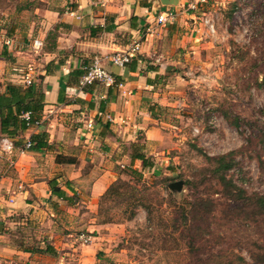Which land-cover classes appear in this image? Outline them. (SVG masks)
Listing matches in <instances>:
<instances>
[{"label":"crops","instance_id":"obj_1","mask_svg":"<svg viewBox=\"0 0 264 264\" xmlns=\"http://www.w3.org/2000/svg\"><path fill=\"white\" fill-rule=\"evenodd\" d=\"M192 1L162 6L159 0H63L64 9L35 7L38 20L32 30L18 38L6 36L12 46L0 42V93L8 84L28 87L14 71L28 64L35 69L33 85L43 92L39 124L15 139L7 137L12 152L0 149V264H66L67 253L58 252L52 234L35 235L37 221H67L70 214L77 219L88 212L96 217L109 186L127 177L123 170L135 169L143 180L160 171L158 163L166 160L164 148L171 142L162 115L175 107L177 92L170 88L175 66L185 49L199 47L210 14L200 8L215 0L190 10ZM164 11L173 12L174 19L159 24ZM34 39L43 43L39 54L31 52ZM134 42L140 43V53L129 63L118 67L109 61ZM94 58L112 75L113 86L80 87ZM39 135L41 147L25 149ZM135 154L153 168L132 160ZM53 180L70 204L51 195ZM57 255L58 261L51 260Z\"/></svg>","mask_w":264,"mask_h":264},{"label":"rangeland","instance_id":"obj_2","mask_svg":"<svg viewBox=\"0 0 264 264\" xmlns=\"http://www.w3.org/2000/svg\"><path fill=\"white\" fill-rule=\"evenodd\" d=\"M215 1L200 8L210 12V22L201 27L199 47L185 49L175 66V107L162 115L171 139L166 160L158 163V175L136 183L139 204L149 213L140 208L127 220L128 202L114 196L96 217L88 212L77 219L70 214L67 221H37L35 235L52 234L58 252L67 253L66 264H243L239 258L264 264V213L227 195L241 189L264 196V0ZM50 5L65 7L63 0H0V37L32 30L38 20L33 9ZM226 154L234 160L223 173L231 189L216 183L207 161ZM176 181H183L181 192L168 188ZM196 199L201 202L190 215L188 205ZM106 218L113 221L104 223ZM80 234L92 241L83 244Z\"/></svg>","mask_w":264,"mask_h":264},{"label":"trees","instance_id":"obj_3","mask_svg":"<svg viewBox=\"0 0 264 264\" xmlns=\"http://www.w3.org/2000/svg\"><path fill=\"white\" fill-rule=\"evenodd\" d=\"M264 84V82H263ZM262 84V85H263ZM43 107V92L41 90H37L34 85L28 87H21L16 85L8 84L6 85L5 91L0 93V137H8L10 139H15L16 137L20 136L25 130L29 127L34 125L35 123L39 122V114ZM25 114H28V120H25L23 117ZM233 125L237 126V119L233 121ZM37 138V140H36ZM43 138V135H39L38 137L32 138L29 142L31 144L29 150H38L40 145L39 140ZM231 154L221 155L213 158H207V161L210 163L209 168H211V173L216 178V183L220 186L227 187L229 189L235 188L231 181L226 180L223 177V173L230 170L234 166V160L230 157ZM138 159L141 160L143 168H153V163L150 162L147 158H145L142 154H135L132 156V160ZM122 173L126 175L130 182H126L122 179H117L109 188L106 190L105 194L101 197L99 211L100 214L104 213L102 203L105 200L111 199L114 196H121L122 202H128L126 205V215L127 220H132L138 209L144 208L149 213L147 207L142 206L139 204L140 198L136 197L138 195V191L136 189V183L142 182L143 179L141 173L137 170L129 168L123 170ZM160 172L153 173L154 175H158ZM133 184V185H131ZM49 185L51 187V195L57 198H60L62 201L66 203H71V199L66 197L64 191L57 185L56 180L50 181ZM130 188L126 190V192H120L119 189L121 188ZM233 192V191H232ZM229 192L227 195L230 196V200L234 199H245V201L251 202L252 206L257 208L259 212L264 213V196L260 195H250L247 196L243 190L238 189L236 195H232L233 193ZM125 193L127 196L136 197L132 200L131 197L126 198ZM75 195V194H74ZM240 196V197H239ZM132 200V201H131ZM131 201V202H130ZM201 200L196 199L192 203L188 205L189 210L187 213L192 215L193 211L199 206ZM181 208H178V211ZM125 212V213H126ZM258 212V213H259ZM106 214V213H105ZM188 219H186L187 221ZM113 221L112 218L104 219V223H111ZM185 221V224H186ZM1 230V229H0ZM49 247L47 246L42 251H48ZM249 256L257 261L256 257L249 253ZM263 257V256H262ZM264 262V257L262 258ZM243 264H247L244 258H239Z\"/></svg>","mask_w":264,"mask_h":264},{"label":"built area","instance_id":"obj_4","mask_svg":"<svg viewBox=\"0 0 264 264\" xmlns=\"http://www.w3.org/2000/svg\"><path fill=\"white\" fill-rule=\"evenodd\" d=\"M205 0H194L191 3L188 4V9L194 10L198 8L199 3H204ZM174 15L171 11H164L160 16L157 18V22L159 24L166 23L168 20H173ZM210 21L208 18L204 19L203 23L204 25H208ZM211 31H213L212 28H210ZM150 29L146 30V33L148 34ZM0 42L10 47L13 44L12 39L8 37L1 36ZM43 43L42 41L38 39H34L30 44V49L33 54H39L42 51ZM140 53V43L134 42L127 50L125 51H118L113 54H111L108 59L109 61L118 67H123L127 63L131 61L132 58H134L136 55ZM34 67L31 64H28L24 68H17L14 71L17 72L19 81L24 86H31L34 82ZM101 84L106 87L113 86L115 84V81L112 77V75L107 72L100 64V60L98 58H94L92 62L86 67L84 75L81 77L79 81L80 87L90 86L92 84ZM25 120H28V114H25L23 116ZM36 125L39 124V122L35 123ZM31 146L30 142L27 141L25 144V149H29ZM14 146L13 143L7 138V137H0V149L4 153H10L12 152ZM1 234V232H0ZM78 240L82 242L83 244H87L91 241V238L87 235L80 234L78 237Z\"/></svg>","mask_w":264,"mask_h":264},{"label":"water","instance_id":"obj_5","mask_svg":"<svg viewBox=\"0 0 264 264\" xmlns=\"http://www.w3.org/2000/svg\"><path fill=\"white\" fill-rule=\"evenodd\" d=\"M162 6H176L178 0H159ZM183 187V181H176L168 184V188L172 192H181Z\"/></svg>","mask_w":264,"mask_h":264}]
</instances>
